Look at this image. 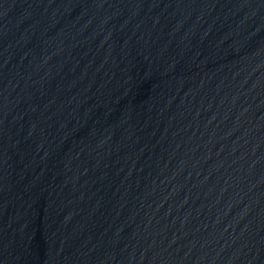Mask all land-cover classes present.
I'll list each match as a JSON object with an SVG mask.
<instances>
[{
	"label": "water",
	"instance_id": "95a60500",
	"mask_svg": "<svg viewBox=\"0 0 264 264\" xmlns=\"http://www.w3.org/2000/svg\"><path fill=\"white\" fill-rule=\"evenodd\" d=\"M0 264H264V0H0Z\"/></svg>",
	"mask_w": 264,
	"mask_h": 264
}]
</instances>
